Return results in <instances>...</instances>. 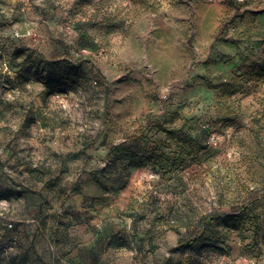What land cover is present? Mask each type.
I'll return each mask as SVG.
<instances>
[{
	"label": "rangeland",
	"instance_id": "obj_1",
	"mask_svg": "<svg viewBox=\"0 0 264 264\" xmlns=\"http://www.w3.org/2000/svg\"><path fill=\"white\" fill-rule=\"evenodd\" d=\"M88 177L101 263L264 258V0H0V264L21 194Z\"/></svg>",
	"mask_w": 264,
	"mask_h": 264
},
{
	"label": "crops",
	"instance_id": "obj_2",
	"mask_svg": "<svg viewBox=\"0 0 264 264\" xmlns=\"http://www.w3.org/2000/svg\"><path fill=\"white\" fill-rule=\"evenodd\" d=\"M73 162L69 164L72 165ZM59 181H72L70 169L57 174ZM47 181L49 175H45ZM93 178V177H92ZM88 177L81 181L76 191L68 192L65 184L56 183L49 189L25 191L17 199L24 223L19 225L20 242L16 251L15 264H62L57 255L49 254L50 240L56 241L57 254L63 256V264H104L101 255L103 244H109L112 238L110 229L102 223L103 212L108 207L97 204L102 197L111 198L116 204L119 195L111 189H104L96 184V179ZM66 185H72L67 183ZM2 194L7 190H2ZM10 193L19 192L10 189ZM100 199V200H99ZM16 201V202H17ZM92 202V203H90ZM109 202V203H110ZM64 209L66 216L59 224L55 223L56 211ZM110 217V215H107ZM38 220V221H36ZM35 221V222H32ZM41 227H38V225ZM95 261V263H94ZM254 264H264L260 258Z\"/></svg>",
	"mask_w": 264,
	"mask_h": 264
},
{
	"label": "built area",
	"instance_id": "obj_3",
	"mask_svg": "<svg viewBox=\"0 0 264 264\" xmlns=\"http://www.w3.org/2000/svg\"><path fill=\"white\" fill-rule=\"evenodd\" d=\"M6 230L9 231V235H5L2 240L4 242V244H7L8 245H15L16 242H17V235H15V233L12 234V231H13V227H12V224L9 223L7 224L6 226ZM12 248L9 246V247H6L5 248V251L8 252V250L10 251Z\"/></svg>",
	"mask_w": 264,
	"mask_h": 264
},
{
	"label": "trees",
	"instance_id": "obj_4",
	"mask_svg": "<svg viewBox=\"0 0 264 264\" xmlns=\"http://www.w3.org/2000/svg\"><path fill=\"white\" fill-rule=\"evenodd\" d=\"M191 244H193V240H189V241H187V244L186 245H191ZM180 247L181 246H183V245H180V244H178Z\"/></svg>",
	"mask_w": 264,
	"mask_h": 264
}]
</instances>
